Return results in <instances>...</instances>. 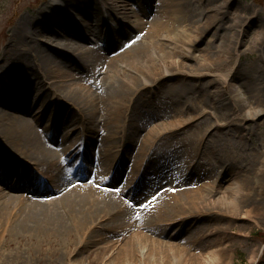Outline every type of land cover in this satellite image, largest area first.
I'll return each instance as SVG.
<instances>
[{"label": "bare ground", "instance_id": "1", "mask_svg": "<svg viewBox=\"0 0 264 264\" xmlns=\"http://www.w3.org/2000/svg\"><path fill=\"white\" fill-rule=\"evenodd\" d=\"M69 1L48 0L34 16L21 17L0 54V105L28 114L0 110V264H82L78 254L83 251L87 258L96 255L95 264H230L226 243L244 237V225L235 233L221 222H254L264 213V144L242 157L230 143L243 124L264 120L261 88L236 85L231 77L234 44L242 40L244 23L238 28L233 24L236 14L228 13L233 20L228 25L224 1L205 0L204 14L211 20L203 24L215 27L213 35L226 27L238 34L232 46L218 41L216 52L224 60L213 63L191 55L189 36L197 31L194 10L200 0H158L156 5L154 0H133V9L130 0H98L118 18L119 30L108 39L97 34L104 44L85 50L72 39L57 40L77 36L88 41L90 20L73 19L78 28L71 35L64 26L60 30L57 23H43L37 16H55L60 23L65 15L68 22L76 14L83 17L84 5H90V0L80 7ZM59 2L68 7L64 14L55 10ZM93 12L98 27L104 20L98 8ZM149 13L153 19L146 22ZM125 29H136L141 38L131 41ZM263 41L258 32L251 45L262 50ZM117 44L122 51L107 57ZM178 50L193 57L196 68L169 60ZM85 53L93 64L77 60ZM85 68L94 79L78 76ZM205 75L223 85L191 102L187 96L194 95V86L186 85ZM178 78L176 87L161 93V105L145 111V120L134 117L139 97ZM31 86L45 88L35 110L25 107L30 99L21 91ZM69 112L78 116L71 124L65 118ZM200 116L206 117L202 131L173 141L171 150L165 147V139L188 130ZM214 139L222 142L221 151L230 146L233 155L219 154L206 168L199 160L203 153H215L220 143ZM123 165L129 169L127 177ZM208 213L215 222L207 229L197 222ZM117 218L119 223L107 224ZM125 232L127 236L115 238ZM184 232L189 233L185 238ZM210 236L213 243L207 241Z\"/></svg>", "mask_w": 264, "mask_h": 264}, {"label": "rangeland", "instance_id": "2", "mask_svg": "<svg viewBox=\"0 0 264 264\" xmlns=\"http://www.w3.org/2000/svg\"><path fill=\"white\" fill-rule=\"evenodd\" d=\"M71 1L72 3L74 2V0H70V6H71ZM76 2H74L73 4L75 5L78 4L79 7L83 6V1L84 0H75ZM221 2L224 1L225 3V21H227L228 25L233 23V20L231 18L228 17V13H235L236 14V20H234V23L238 28L241 27V25L244 23L245 27H244V34L242 37V40L236 44H234V46H236L237 48V57L235 59V65L233 66L234 69L232 71L231 77L234 80V83L237 85H244L246 88H251L252 86L256 85L258 88H261V93L264 94V41L262 43V50H257V48H254V46H252L251 41L253 39L254 36L257 35L258 32H260L261 34H264V0H219ZM48 0H0V54L3 50V48L6 46L7 42H8V38H9V32L10 29L12 28V26L14 25L15 22H17L21 17H26V16H34L33 12L37 11L38 9H43L45 8V6H47ZM90 5L87 7L86 5H84V8L82 10L83 13V17L79 14H76L78 11L75 12L76 16H73V18H68V22L65 19V15L60 16L63 20L60 23L56 22L58 18L54 17H50L48 18L47 16H45V13H42L43 15H41L40 13H38V18L43 22V23H53L56 25V23L58 24V28L61 30L63 28V26L68 30V32L71 35L75 34V29L78 27H74L75 24L73 22V19H77V20H90V22H92V31L91 34H89L87 37L90 38L88 39V41H82L81 39H77V36L74 37H65V36H59L57 42H64L66 39L70 40L72 39V41L79 45L80 47L84 48L85 50H90V49H97L95 44H97L98 46L101 44H104L102 41L98 39L96 35L100 34L101 36H104L105 39H108V35L110 33H115L119 30V20L118 18L113 15L110 14L109 12L106 11L105 7H102L99 3L98 0H90ZM154 5L158 4V0H154L153 2ZM129 6L130 8H135V4L133 0L129 1ZM197 7H195L196 10H194V13H197L196 17H195V25L196 26V30L194 33H192L190 37V39L193 41V46H192V50H191V55L193 57H206V58H211L213 60V63L216 62H222V60H224V57H220L219 54L216 52L220 46H217L218 41L221 40V46L225 47L224 45L227 44L229 42V46H232L234 43V37L236 35V40L238 37L237 31L235 30V35L233 34L234 32L231 30V28H224V29H220L218 30V33L216 34H221L222 38H220V35H213L215 32V27H208L205 25V23L203 24V22H208L211 19H209L207 17V15H205L204 13H206V9H207V5L205 4V0H200L198 2V4L196 5ZM90 7V9H89ZM94 8H98L99 11H101V15H102V19L104 20L103 24L102 22L99 24L98 27H95V24L99 21L97 18V16L95 15V12H93V14L91 13V11ZM68 7H66L64 4L62 3H57L56 5V9L55 10H60L61 14H64V10H67ZM79 9V8H78ZM70 11V10H69ZM71 12V11H70ZM66 13V12H65ZM153 13V11H152ZM150 14V13H149ZM72 15V12H71ZM74 15V14H73ZM92 16V17H91ZM99 16V14H98ZM205 16V17H204ZM207 17V18H206ZM153 19V14H150L149 17H147L146 22H150ZM70 20H72V22H69ZM102 20V21H103ZM247 20V22L245 21ZM246 22V23H245ZM53 25V27L55 26ZM191 26H192V22H191ZM55 30V29H54ZM124 34L128 37L130 36V38H132L131 41H136L137 39L141 38L140 37V33L139 31H137L136 29H125ZM61 37V38H60ZM231 38H233V41H230ZM122 40V42H124V39H122L121 37L118 38V41ZM142 41H144L145 39L142 38ZM105 42V41H104ZM121 43V42H120ZM119 44H117L116 46L112 47V49L109 50L108 53H106L107 57L111 56V53H120V51H122L121 46H118ZM106 51V50H105ZM260 53V55H259ZM87 54V53H85ZM83 54L82 58L81 57H77V60L81 63V64H93V57L89 56V54L85 55ZM193 57H186L185 56V51L184 50H178L172 53L171 59L169 60H173L175 62H181L182 64H187L189 66H194L196 68V65L198 64L197 61L195 59H193ZM164 62L161 60H157V65L159 67L163 66ZM80 72L78 73V76H85L87 75L88 78H90L91 80L94 79L93 77V72H91L89 74V70H87V68L84 69V73L82 72L83 70H79ZM74 73V72H73ZM91 75V76H89ZM103 75H101L100 77H102ZM181 78H178L175 81H172L170 83H161L158 86H156L151 92L147 93V95H142L141 97L138 98L137 100V105H136V110L134 113V117L136 118H141L140 121H143L146 119L147 116H145V111L149 110L151 107H155L156 105H161V103L163 102L160 98L161 93L163 91H167L170 89H173L174 87L177 86V84H179L181 82ZM85 81V80H83ZM191 83H188L186 86L189 87L190 84H192L194 86V89L192 92H194L193 94H189L187 97H189V100L192 102L193 100H195L194 98L196 97L199 100L200 95H204L206 90H212L216 89V87H220L223 85L222 80L217 79L216 77L214 78L213 76L210 75V77L208 75H205L204 78H197L194 80L190 81ZM45 88H39L36 86H31L30 89H27L26 87L22 88V92L25 94V98L30 99V104L28 106H25L26 108H28L29 106H32V110H35L37 107H40L42 104V100H38L39 96H42L43 94H45L44 92ZM160 93V94H159ZM39 95V96H38ZM20 96L24 97L23 94H21ZM38 96V97H37ZM206 97H207V93H206ZM52 99H48L47 100V104H52L51 103ZM205 101L210 102L209 99H206ZM210 105V104H209ZM50 107V106H49ZM51 107L53 108L54 105L52 104ZM52 108H50L49 113L46 115V117L43 120V124L45 125L47 123V121L49 120V116L52 112ZM5 108L2 107V105H0V110H4ZM6 111L13 113L12 110H7ZM27 112V110H26ZM15 115L21 116V115H26L28 116L27 113H21V112H17V113H13ZM73 115H71V112L67 113L65 115V118H68V123L71 124L72 121H74V119H76L78 116L76 115V113H72ZM206 117H208L206 115ZM206 117H202L200 116V118L194 122V126H191V128H188V130L182 131L180 133H178L175 137H171V139H165V147H167L169 150L173 149L172 146V142L176 141L178 139H180L181 137H185L190 133H198L200 131H202L206 124L203 122ZM222 130L219 131V133H221ZM212 132V131H211ZM237 132V130H236ZM238 132H241V134H237L235 135L230 143L231 144H235L237 147H234V151L238 154H242V157L249 154L248 150H251V148L253 147H258L261 144H264V120H260V121H252L249 123H245L243 124V127L239 129ZM77 133V131L74 132V134ZM213 133V132H212ZM242 134L244 136H242ZM239 135H241L242 137L239 138ZM214 143L218 144L220 143V145H218V147H216V151L213 154L212 151L208 152V154H206V156L204 155V153L201 155L200 157V163L202 166L208 168L209 167V163L213 162V160H215V158H217V156L220 154L222 157L227 158L230 155H233V150L232 148L229 146H227L225 148L224 151H221L220 147H221V143L220 141H216V139H214ZM244 146L246 147V149L244 148ZM137 146L133 145L132 148H136ZM132 148L130 147V149L128 150V152L132 151ZM248 148V149H247ZM246 150V151H245ZM227 155V157L225 156ZM131 156V153H130ZM178 160V159H177ZM74 163V161H72V164ZM35 176H37V173H34ZM126 175H128V173H126ZM167 180V174H164L162 176V178H160V181L165 182ZM264 181V177L262 179ZM122 182H126L125 179H123L122 177ZM264 185V183H263ZM143 186V184H139L138 186V190L141 189V187ZM156 190V189H155ZM154 189H152V191L147 192L146 194H144V196L152 193L155 191ZM143 196V198H144ZM263 207H264V203H263ZM243 215H240L239 217L241 218ZM256 221L251 222L248 219H246L247 221H245L244 219H238V220H233L232 222H230V220H225L222 221L221 223L226 224V225H230L233 227V230L236 232L237 228L239 226H243L244 225V237H233V239L231 241H228L226 244L230 245L231 249L230 251V259H231V263L230 264H264V213H260L259 215L255 216ZM214 223L215 221H211L210 220V213H208V215L203 216V218L198 221V224H204V227H206L207 229L211 227V224ZM114 223H119V218L113 220L110 223L107 224H114ZM176 230V226H174L172 229H170V235ZM151 231H147L148 234L153 235L155 237H157L159 235V233H154ZM130 233V232H129ZM128 233H124V235H117L115 238H122L127 236ZM166 235V234H165ZM186 235H189V233L184 232V235H182L184 238L186 237ZM163 236V235H160ZM164 240H168L169 238L167 236L163 237ZM169 241V240H168ZM174 242H179V239H174L172 240ZM207 241H210L213 243L212 241V236H210V238L207 239ZM229 243V244H228ZM15 247L16 244L14 242L13 244ZM253 252H255V257L252 258ZM80 258L83 259L82 264H95V258L96 255H94V253L92 255H90L87 258V252L83 251L82 253L78 254ZM46 260L48 258H45Z\"/></svg>", "mask_w": 264, "mask_h": 264}]
</instances>
